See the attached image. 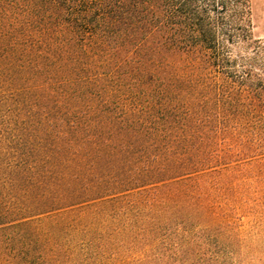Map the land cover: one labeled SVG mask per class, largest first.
I'll list each match as a JSON object with an SVG mask.
<instances>
[{
  "label": "trees",
  "instance_id": "obj_1",
  "mask_svg": "<svg viewBox=\"0 0 264 264\" xmlns=\"http://www.w3.org/2000/svg\"><path fill=\"white\" fill-rule=\"evenodd\" d=\"M249 16V0H0L13 264H264V226L234 221L264 208V76L230 46Z\"/></svg>",
  "mask_w": 264,
  "mask_h": 264
},
{
  "label": "rangeland",
  "instance_id": "obj_2",
  "mask_svg": "<svg viewBox=\"0 0 264 264\" xmlns=\"http://www.w3.org/2000/svg\"><path fill=\"white\" fill-rule=\"evenodd\" d=\"M249 6V38L231 44V54L238 66L249 60L264 76V0H249ZM0 133L4 134L0 139V264H13V110H0ZM234 221L243 233L261 230L264 208L238 205Z\"/></svg>",
  "mask_w": 264,
  "mask_h": 264
}]
</instances>
